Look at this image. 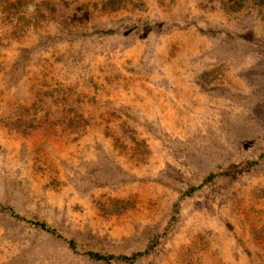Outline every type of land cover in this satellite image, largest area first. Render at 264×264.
I'll list each match as a JSON object with an SVG mask.
<instances>
[{
	"label": "rangeland",
	"instance_id": "374dc122",
	"mask_svg": "<svg viewBox=\"0 0 264 264\" xmlns=\"http://www.w3.org/2000/svg\"><path fill=\"white\" fill-rule=\"evenodd\" d=\"M0 264H264V0H0Z\"/></svg>",
	"mask_w": 264,
	"mask_h": 264
},
{
	"label": "trees",
	"instance_id": "16d2710c",
	"mask_svg": "<svg viewBox=\"0 0 264 264\" xmlns=\"http://www.w3.org/2000/svg\"><path fill=\"white\" fill-rule=\"evenodd\" d=\"M104 5H108L110 6V8L112 10H118L122 7V4L124 2V0H103ZM133 258H135V255L132 256ZM91 258H95V259H104L103 257H100L96 254H91ZM133 258H128L127 260H132Z\"/></svg>",
	"mask_w": 264,
	"mask_h": 264
}]
</instances>
